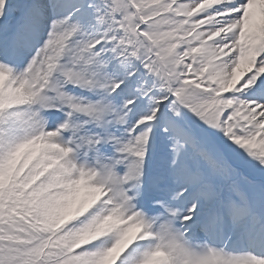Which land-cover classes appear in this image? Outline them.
Wrapping results in <instances>:
<instances>
[{
	"label": "snow or ice",
	"instance_id": "obj_1",
	"mask_svg": "<svg viewBox=\"0 0 264 264\" xmlns=\"http://www.w3.org/2000/svg\"><path fill=\"white\" fill-rule=\"evenodd\" d=\"M0 264H264V0H0Z\"/></svg>",
	"mask_w": 264,
	"mask_h": 264
}]
</instances>
